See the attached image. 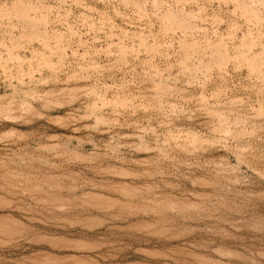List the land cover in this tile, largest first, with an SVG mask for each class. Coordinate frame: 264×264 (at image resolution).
Listing matches in <instances>:
<instances>
[{
  "label": "rangeland",
  "instance_id": "rangeland-1",
  "mask_svg": "<svg viewBox=\"0 0 264 264\" xmlns=\"http://www.w3.org/2000/svg\"><path fill=\"white\" fill-rule=\"evenodd\" d=\"M0 264H264V0H0Z\"/></svg>",
  "mask_w": 264,
  "mask_h": 264
}]
</instances>
